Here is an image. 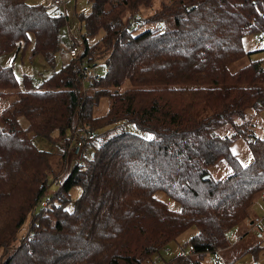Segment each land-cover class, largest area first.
<instances>
[{"label": "trees", "instance_id": "16d2710c", "mask_svg": "<svg viewBox=\"0 0 264 264\" xmlns=\"http://www.w3.org/2000/svg\"><path fill=\"white\" fill-rule=\"evenodd\" d=\"M89 2L90 12L78 18L85 36H102L91 45L83 36L70 57L59 38L69 12L53 16L40 4L0 0V56L31 46V56L53 67L58 53L67 54L38 89L31 77L23 75L20 84L12 66L0 67V96L11 99L0 110V264H145L192 227L197 233L187 249L198 259L183 253L162 264H201L204 254L225 246L231 228L249 219L255 197L264 193V139H248L252 158L245 166L230 150L248 112L264 111V67L257 60L229 68L250 54L241 38L264 33V0ZM160 22L171 26L135 33ZM100 61L106 74L82 93L81 64L95 68ZM104 97L109 108L94 117ZM118 122L151 139L103 133L83 163L57 181L77 126L95 132ZM225 125L232 137L216 134ZM30 133L63 142L57 170ZM220 162L232 172L214 180L207 168ZM50 177L59 187L47 196ZM74 186L81 193L71 201ZM28 218L27 234L13 247Z\"/></svg>", "mask_w": 264, "mask_h": 264}, {"label": "rangeland", "instance_id": "374dc122", "mask_svg": "<svg viewBox=\"0 0 264 264\" xmlns=\"http://www.w3.org/2000/svg\"><path fill=\"white\" fill-rule=\"evenodd\" d=\"M30 5H43L47 8V11L53 16H59L61 9L54 6L52 0H26ZM155 4V3H154ZM65 7L67 8L70 16L66 20L65 26L59 31V38L62 46L67 52L68 48L74 43L79 47L83 46V36H85V30L83 23L79 20L80 14L87 15L91 10L89 0H65ZM152 12V10H148ZM171 26L170 22L160 23H147L136 30L135 33L145 31L147 29L162 28ZM163 30V29H162ZM102 36V32L94 37L85 36L89 45L96 42ZM241 44L244 50L250 54L245 55L240 60L230 65V70L235 71L242 66L248 64L251 61L260 60L264 67V33L257 32L253 34L244 35L241 38ZM30 48H21L19 52H8L0 56V67L12 66L13 74L16 79L22 84L23 75H27L32 78L33 89H38L40 84L54 71L58 70L67 59L66 53H58L55 56V65L51 67L46 60L40 56L30 55ZM95 73L103 77L106 74V68L103 62H97L95 67ZM82 85V83H81ZM82 88V93L87 92ZM11 102L9 97L0 96V110L6 107ZM109 108V100L107 98H101L98 104L93 108L92 114L94 117L103 116L106 114ZM20 124L22 127H26V121L20 118ZM240 133H236L230 144L231 152L236 156L238 162L245 166L250 163L252 158L251 148L248 144V139L258 138L264 139V111L258 110L248 112L246 119L238 127ZM75 131V130H74ZM125 131L138 134L142 137L149 138L151 135L146 132L138 130L134 124L126 123H112L105 125L95 131L96 138L92 142L95 147L98 146L105 138V134L113 135L117 132ZM234 130L228 126H222L216 130V134L224 137H232ZM33 144L40 150H44L51 153V164L54 170L59 168L58 158L63 152V142L52 143L47 139L36 136L32 133L29 134ZM67 136L70 137V132H67ZM74 141L72 137L71 144L66 153V165L64 171L57 178L58 182H62L68 175L71 166L78 161V158L73 155ZM86 158L92 151V146L87 145L85 147ZM209 175L214 180H222L229 174L232 169L226 162L217 163L207 168ZM208 175V176H209ZM53 182V178L49 179L48 195L56 192L59 185ZM264 192V191H263ZM81 188L78 186L72 187L68 195L71 201H74L79 197ZM156 197L162 200L170 210H178L179 205L173 200L169 199L164 193L157 192ZM68 209H71V204L68 205ZM29 218L26 223L21 227L16 235L12 246L19 244L20 239L25 236L29 229ZM250 221V222H249ZM252 221V223H251ZM197 233V230L192 227L174 241H172L166 248L162 249L160 255H155L145 264H162L168 260L175 258L178 255L185 253L188 255L190 252L187 249V245L192 236ZM164 250H167L165 252ZM217 251V253H216ZM216 251H211L204 254L200 258L201 264H264V193L263 195H257L253 201V204L249 211V219L241 222L235 227L231 228L226 234V244L223 247H219ZM192 259H198L197 256L191 254ZM217 260V261H216Z\"/></svg>", "mask_w": 264, "mask_h": 264}, {"label": "built area", "instance_id": "2783aa9c", "mask_svg": "<svg viewBox=\"0 0 264 264\" xmlns=\"http://www.w3.org/2000/svg\"><path fill=\"white\" fill-rule=\"evenodd\" d=\"M52 3L54 6L61 9V13L63 16L68 15V11L65 7V0H52ZM136 22L143 23V20L141 17L137 16ZM79 52V47L77 45H72L68 48L67 54L70 57H75ZM85 62L81 64V73L83 75V78L81 79L82 87L86 84H90L92 81H96L99 79V75L95 73L94 67H87ZM96 138V133L93 130H90L88 126H77L73 133V141H74V148H73V155L78 158V161L76 163L82 164L84 157L86 156V150L85 147L89 145L91 142H93ZM57 184V182H56ZM48 198H44L40 201L39 206L45 207L47 205ZM167 252V250H164ZM188 251L191 253L193 251L192 246H188ZM217 253V251H216ZM217 261V260H216Z\"/></svg>", "mask_w": 264, "mask_h": 264}, {"label": "water", "instance_id": "95a60500", "mask_svg": "<svg viewBox=\"0 0 264 264\" xmlns=\"http://www.w3.org/2000/svg\"><path fill=\"white\" fill-rule=\"evenodd\" d=\"M207 178H208V175L204 176V177H203V180H206Z\"/></svg>", "mask_w": 264, "mask_h": 264}, {"label": "crops", "instance_id": "0c3cea01", "mask_svg": "<svg viewBox=\"0 0 264 264\" xmlns=\"http://www.w3.org/2000/svg\"><path fill=\"white\" fill-rule=\"evenodd\" d=\"M61 54H62V52H61ZM66 61H67V59H66ZM251 161V160H250ZM250 222V221H249ZM251 223H252V221H251Z\"/></svg>", "mask_w": 264, "mask_h": 264}, {"label": "snow or ice", "instance_id": "6c2138e0", "mask_svg": "<svg viewBox=\"0 0 264 264\" xmlns=\"http://www.w3.org/2000/svg\"><path fill=\"white\" fill-rule=\"evenodd\" d=\"M149 139H151V137H149Z\"/></svg>", "mask_w": 264, "mask_h": 264}]
</instances>
